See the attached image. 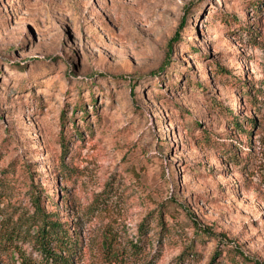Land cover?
<instances>
[{"label": "rangeland", "instance_id": "rangeland-1", "mask_svg": "<svg viewBox=\"0 0 264 264\" xmlns=\"http://www.w3.org/2000/svg\"><path fill=\"white\" fill-rule=\"evenodd\" d=\"M39 184L76 264H264V0H0V230Z\"/></svg>", "mask_w": 264, "mask_h": 264}, {"label": "trees", "instance_id": "trees-1", "mask_svg": "<svg viewBox=\"0 0 264 264\" xmlns=\"http://www.w3.org/2000/svg\"><path fill=\"white\" fill-rule=\"evenodd\" d=\"M178 35V31H176L175 35L170 38L169 49L172 41ZM162 67L163 65H161ZM30 197L33 210L23 215L22 218L18 216L8 229L3 227L0 230V248L6 253V264H76V257L83 250V246H86L75 229L76 218H67L66 213H61L57 209L59 207L57 198L53 200L47 196L40 184L32 187ZM47 200L54 205V208L46 207ZM141 229L139 239L130 241L126 245L127 248L120 247L110 234L104 232V235L102 234L98 240L99 253L95 264H124L123 258L127 252L144 254L146 252L145 244L149 239L145 237L144 231L147 226L144 220L141 222ZM25 243L30 246V252H27ZM216 254L217 252L213 254L208 264L215 263ZM153 256L145 264H153ZM183 259L181 253L176 264H181ZM253 264L263 263L255 260Z\"/></svg>", "mask_w": 264, "mask_h": 264}]
</instances>
